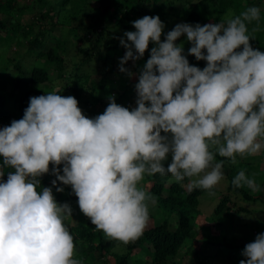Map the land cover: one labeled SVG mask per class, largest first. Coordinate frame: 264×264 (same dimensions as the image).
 I'll list each match as a JSON object with an SVG mask.
<instances>
[{
	"label": "clouds",
	"instance_id": "obj_1",
	"mask_svg": "<svg viewBox=\"0 0 264 264\" xmlns=\"http://www.w3.org/2000/svg\"><path fill=\"white\" fill-rule=\"evenodd\" d=\"M261 12L250 5L226 21L179 22L166 33L158 14L131 21L135 31L117 39L127 49L119 70L138 76L133 107L109 94L104 111L89 117L73 95L30 96L23 116L0 127V264H84L65 223L71 204L58 202L52 186L71 185L91 223L127 243L149 222L145 174L210 189L224 176L217 154L235 162L264 150V50L252 46L248 27ZM182 36L203 68L190 64ZM146 50L138 71L126 66ZM50 171L52 186H41ZM232 184L257 186L244 169ZM241 254L239 264H264V231Z\"/></svg>",
	"mask_w": 264,
	"mask_h": 264
},
{
	"label": "trees",
	"instance_id": "obj_2",
	"mask_svg": "<svg viewBox=\"0 0 264 264\" xmlns=\"http://www.w3.org/2000/svg\"><path fill=\"white\" fill-rule=\"evenodd\" d=\"M12 1L0 0V10L9 13L11 21V25H7L6 22L0 19V34L12 38L24 34L22 40L13 42V44H17L24 50L14 60L18 76L16 80L12 81L10 92L7 94L6 83L0 86V127L8 125L13 119H19L23 116L30 96L46 94L52 88H56V91L60 92L61 95L75 96L79 107L89 117L104 111L108 104L105 103V99L109 94H115L117 103L123 105L118 92L120 89L135 91L137 80L133 84L125 83L117 86L115 84L116 80L109 75L111 72L114 74L116 71L114 68L115 56L120 54V57H122L127 51L120 44L117 37L122 36L125 30L134 31V25L131 21L145 14H158L163 21L171 11L181 17L183 7H189L190 10L185 21L204 24L226 21L230 16L237 15L246 7L254 5V2L259 4L258 2L263 0H167L168 8L165 7V0H84L83 4L80 0H57L56 5L51 4L47 10H42L39 7V4L43 3L44 0H32L30 5L35 10V20L24 25L14 15V12L21 10V7L15 8ZM93 1L97 3L96 6H92ZM56 6L60 8L57 10ZM86 20L89 23H86ZM43 23L47 25L44 29L40 28ZM58 26L66 28L67 35L69 37H71L70 34L72 35L73 43H76L77 46L73 55L79 56L70 70L67 68L68 56L65 55L67 37L46 48L49 38H56L51 32L54 33L55 27ZM262 26H264V11L261 12L259 21H251L248 24L249 30L252 31L251 34L254 33L253 28L259 30L256 37L250 38V43L254 48L260 50H264V37L262 35L264 28ZM37 27H39L38 30ZM173 27L174 24L165 25L164 32L166 33ZM164 38L162 33L161 39ZM180 40H184V36L178 38L177 43ZM185 41L187 42L184 47L185 54L188 56L190 64L203 68L207 62L197 60L194 54L187 53L191 42ZM152 46L150 42L149 49ZM27 53L35 56L40 61V64L33 65L29 75H26L20 63V60ZM149 55V50H146L140 60L135 62L129 60L126 66L133 71H138V68L142 66ZM95 59L104 67L103 75L97 81L91 79L93 74L88 71V66ZM51 71L54 73L52 74ZM121 73L123 76H127L126 73ZM109 85H111L109 93L103 95V91ZM87 89H90L94 94L92 101L84 99L83 94ZM9 99L16 101L17 106L13 108L14 113L11 112V108L8 106ZM170 162L169 159L165 161V166ZM244 164L240 160L237 165H232L228 171L229 192L221 194L220 200L214 208L215 218L220 217L223 219L226 216V219L230 222L235 217L244 214L248 211V208L240 204V200H244L243 202L248 204L257 201L264 204V198L258 194L257 196L253 194L247 189L246 185L236 187L232 184L233 177L242 169ZM49 167L51 169L53 165L50 163ZM60 167L62 172V165ZM253 171H255L254 166H250V169L246 170L248 174L255 176L256 173ZM145 177L146 179H142L143 182L140 183L153 196L155 213H151L150 217L153 218L154 225H147L143 234L137 239L124 243L106 237L102 230L97 229L91 223L87 215H85L87 218L86 223L79 221L71 224L67 219L65 220L76 243V256L82 259L84 264L85 262L100 260L105 262L107 256L114 257L113 264H172L174 258L179 255L187 244L189 247L196 246L199 248L210 244V242L214 243V240L205 231L202 240L197 239L195 235L197 221L201 216L200 197L205 188L190 187L187 190L186 185L189 184L190 178L185 177L184 180L177 181L170 173L145 174ZM54 178L55 176L51 171L44 173L40 177L41 186H52L51 181ZM3 179H7V171H5ZM263 184L264 182L260 185L264 189ZM52 187L58 202H69L72 208L79 207L78 197L74 194L71 185H63L64 191L62 192H57L55 186ZM231 192L232 194H230ZM234 206H236V209L233 208ZM210 222L213 228L222 224V221H220L221 224L213 220ZM260 223L261 221H259ZM215 244L218 245V253L227 255L226 257L231 261L238 259V250L245 246V244L235 240H222L221 242H215ZM194 255L197 258L201 257L198 251ZM212 256L204 255L203 258ZM200 264L206 263L202 261Z\"/></svg>",
	"mask_w": 264,
	"mask_h": 264
},
{
	"label": "rangeland",
	"instance_id": "obj_3",
	"mask_svg": "<svg viewBox=\"0 0 264 264\" xmlns=\"http://www.w3.org/2000/svg\"><path fill=\"white\" fill-rule=\"evenodd\" d=\"M32 0H13L12 4H14L15 8L16 7H21V10L15 11L14 15L20 20L19 22L24 25L26 23L33 22L35 20L34 15H35V10L32 8L30 5V2ZM57 0H44L43 3L39 4V7L42 8V10H47L48 7L51 4L56 5ZM84 0H80L81 4H83ZM259 4H256L254 2V5H259L262 8V11H264V0L261 2H258ZM30 5V6H29ZM96 2H92V6H96ZM180 6V5H179ZM57 10L60 8L59 6H56ZM165 7L168 8V1L165 0ZM189 7H183L182 11V16H177L175 15L174 11H171V13L167 16L166 19L163 20L165 25L170 26V25H175L176 23L179 22H184L186 16L189 13ZM0 19H2L4 22L7 23V25H11L10 21V14L7 12H3L0 10ZM86 23H89L88 20H86ZM46 23L41 24L40 28L44 29L46 27ZM264 28V26H262ZM37 30L39 27L36 28ZM55 32L53 34L56 36L55 39L49 38L47 42L46 48H49L50 46L54 45L57 41H62L65 37H67V49L65 55L67 57V68L70 70L73 67V63L78 59L79 55H73L76 52V43H73L72 35L70 34L67 35L66 33V28L63 27H55ZM133 30L135 31V27H133ZM252 32V31H250ZM253 32L251 35L256 37L259 34V30L256 28H253ZM66 33V34H65ZM57 34V35H56ZM264 37V33L262 34ZM74 36V35H73ZM24 37V34L16 35L12 37L3 36L0 34V53H1V60H0V86L3 85V83H6V89H7V94L10 92L11 84L12 81L17 79L18 72L17 69L15 68V58L19 57L22 54V51L24 50L22 47H19L17 44H13L15 41H20ZM75 38V36H74ZM252 39V38H251ZM187 45V42H184V47ZM120 54L115 56V63H114V68L115 72L112 74V72L109 74L110 77L115 81V84L118 86L119 84H133L135 83L136 80H138L137 76L134 77H129L123 76L121 71L119 70V64H120ZM20 63L22 64L26 75H29L32 67L34 64H40V61L36 59L35 56L27 53L24 58L20 60ZM95 68V69H94ZM97 68V69H96ZM103 69V70H102ZM88 71L93 74L91 76V79L93 80H99L104 71V67L102 66L101 63L98 62V60H94L91 62V64L88 66ZM53 74L54 72L51 71ZM111 88V85L103 91V95H107L109 93V90ZM56 91V88H52L50 91ZM120 95V99L123 105H127L129 107L135 106V101H136V92L132 90H121L118 92ZM117 94V95H118ZM94 94L91 92L90 89L85 90L83 96L84 99H89L92 101L94 99ZM116 95V96H117ZM107 97V96H106ZM105 97V98H106ZM132 99V101H131ZM134 99V100H133ZM8 106L11 108V112L14 113L13 108H16L17 104L15 103L16 101L13 99L8 100ZM105 103H109L108 97L105 99ZM168 159L171 161V155H169ZM216 159L224 160V165H223V172L224 176L222 179L214 185L210 189H204L203 193L200 197V209H201V216L198 219V223L195 228V235L197 239L202 240L203 232L211 237L213 242H210V244H207L205 246L201 247H196V246H191L187 244L179 253V255L174 258L172 264H200V262L204 261L206 264H239V261L243 258L246 259V257L242 256V249L240 248L238 250V259L235 261H231L227 255H222L218 253V245L215 244V242H221L222 240L226 241H232L235 240L236 242H241L242 244H246L247 242H250L255 239V236L257 233L264 231V204L261 203V201H257L252 204H248L243 202L244 200H240L239 203L243 204L248 208V211H246L244 214L235 217L232 219V221L228 222L226 219V216L221 219L220 217H214V208L217 205V203L220 200L221 194L223 192H229L228 191V186H229V179H228V171L231 169L232 165H237L240 160L244 162L245 164L243 165L242 169L246 170L250 169V166H254V169L256 173V179L255 176L248 174L246 172V175H250L254 177L256 181V187L255 188H250L246 185L247 189L250 190L253 194L257 196L260 195L262 198H264V189L261 187V183L264 182V150H261L260 153L256 155H244L240 156L237 155V158L235 162H233L230 158L228 157H222V156H216ZM249 163V165H248ZM258 173V174H257ZM143 179H146L144 176ZM140 182H143L141 180ZM264 186V184H263ZM190 188L189 184L186 185V189L188 190ZM261 192V193H260ZM260 193V194H259ZM232 194V192L230 193ZM236 209V206L233 207ZM73 212L72 215L67 217V220L71 224H75L79 221L82 223H86V217L85 214L80 210L79 207H73ZM149 211L150 214L155 213V206L153 203V200L150 203L149 206ZM157 217H159L157 215ZM220 218V219H219ZM229 219V218H228ZM216 221L218 224L220 221H222L221 225H217L216 228H213L211 225L210 221ZM220 220V221H219ZM259 221L261 223L259 224ZM148 225H154L153 218H149ZM204 240V239H203ZM120 248V247H119ZM197 251L201 254L200 258H197L194 253H197ZM204 255L212 256L210 258H203ZM107 259L105 262L100 261H95V262H85V264H113L114 263V257L113 256H107ZM172 261V259H170Z\"/></svg>",
	"mask_w": 264,
	"mask_h": 264
}]
</instances>
